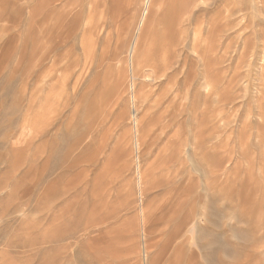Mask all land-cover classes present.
<instances>
[{"label":"rangeland","instance_id":"rangeland-1","mask_svg":"<svg viewBox=\"0 0 264 264\" xmlns=\"http://www.w3.org/2000/svg\"><path fill=\"white\" fill-rule=\"evenodd\" d=\"M169 1L0 0V264H264V0Z\"/></svg>","mask_w":264,"mask_h":264},{"label":"bare ground","instance_id":"bare-ground-1","mask_svg":"<svg viewBox=\"0 0 264 264\" xmlns=\"http://www.w3.org/2000/svg\"><path fill=\"white\" fill-rule=\"evenodd\" d=\"M65 1L66 4L63 5V11H68L69 9V5L70 4H76L77 0H62ZM71 1V2H70ZM158 0H147L146 4H147V8L151 7L152 5L156 4ZM161 2H163L162 4L164 5V7L169 8V4L168 1L169 0H160ZM175 1V0H174ZM170 2V1H169ZM187 0H176V7L177 8H181L186 4ZM171 3V2H170ZM181 4V5H180ZM175 5V4H173ZM98 5L95 6V8H97ZM95 10V9H94ZM153 11V10H152ZM152 11H150V13H144L141 22L139 24V28L137 30V32L135 33V37H134V43H133V47H132V54H131V68H132V75L134 77L137 76H142L145 72H152V76L154 75V72H156V70L159 68V64L160 63H167V61L170 59V55L172 53V48H171V39H168L171 36V31L173 29L172 26H167L166 30H165V36H166V44L164 45L163 48H161L159 46V41L157 39H151L150 36L152 34L153 31V27L151 24V14ZM149 12V11H148ZM150 14V16H148ZM77 21L76 17L74 18V24ZM49 33V30H47ZM95 32V31H94ZM87 34V33H86ZM90 36L91 33H90ZM89 39V38H88ZM49 41V39H47V42ZM88 42V41H87ZM86 42V43H87ZM159 46V47H158ZM162 46V45H161ZM161 48V49H160ZM85 52V51H84ZM87 58V57H86ZM112 70V69H111ZM114 71V70H113ZM112 71V72H113ZM175 71V70H174ZM177 71V70H176ZM110 72V71H109ZM131 73V72H130ZM100 74V73H99ZM108 74V72H107ZM175 73L173 72V74H171L172 76ZM123 75V74H122ZM101 76V75H100ZM114 76V75H113ZM170 76V75H169ZM168 76V77H169ZM176 75H174L173 77H170V79L172 80V78H174ZM106 77V76H105ZM121 77V75H120ZM133 77V78H134ZM167 77V78H168ZM189 77V73L186 76V80ZM109 79V78H108ZM119 80L121 78H118ZM169 80V79H168ZM170 81V80H169ZM137 82V81H136ZM134 84V80H132V85ZM103 85V84H102ZM141 85V84H140ZM152 86V85H151ZM138 88V87H137ZM143 90V89H142ZM136 98V97H135ZM134 99V98H133ZM137 99V98H136ZM132 100V99H131ZM136 103V102H135ZM136 105V104H135ZM134 114H136V110L134 111ZM133 115V114H132ZM136 116V115H135ZM138 118H136L137 120ZM199 119H200V115H199ZM134 122V121H133ZM143 127V126H142ZM135 128H136V139H135V145H134V149L135 152L138 154V156L141 154V147L143 146V142L146 140V135H145V127L144 129L140 128V121L138 120L135 123ZM147 133V132H146ZM197 133H198V137L196 140V154L198 157V164L199 167L201 166V161H202V154H203V145H204V141L202 138V131H201V121L199 120L198 123V128H197ZM148 134V133H147ZM148 138V137H147ZM179 141V140H178ZM181 143V142H180ZM183 145V144H182ZM170 149V148H169ZM173 149V148H172ZM172 151V150H171ZM170 153V152H169ZM172 155V154H171ZM137 158V157H136ZM139 163V162H138ZM141 163V162H140ZM139 163V164H140ZM138 164V165H139ZM140 178H143V176L141 175ZM142 181V180H141ZM196 184L197 187H200V177L196 178ZM186 191L188 189V185L185 188ZM189 191V189H188ZM187 191V192H188ZM182 203H186L185 200ZM185 207V205H184Z\"/></svg>","mask_w":264,"mask_h":264},{"label":"clouds","instance_id":"clouds-1","mask_svg":"<svg viewBox=\"0 0 264 264\" xmlns=\"http://www.w3.org/2000/svg\"><path fill=\"white\" fill-rule=\"evenodd\" d=\"M228 215L229 213L227 212L224 218L226 223L235 220V213L231 214V218H227ZM249 239L248 234L244 232L233 231L228 233L222 241L215 245L218 249V256L224 264H236V257L240 247L247 245Z\"/></svg>","mask_w":264,"mask_h":264}]
</instances>
